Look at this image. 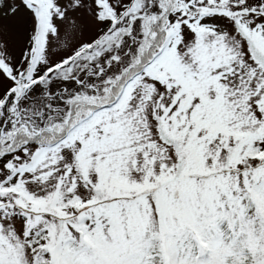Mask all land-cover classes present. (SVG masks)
<instances>
[{"label": "snow or ice", "instance_id": "1", "mask_svg": "<svg viewBox=\"0 0 264 264\" xmlns=\"http://www.w3.org/2000/svg\"><path fill=\"white\" fill-rule=\"evenodd\" d=\"M0 264H264V0H0Z\"/></svg>", "mask_w": 264, "mask_h": 264}]
</instances>
